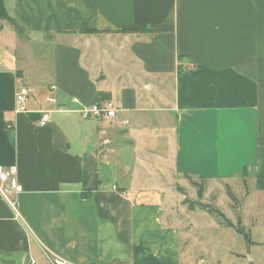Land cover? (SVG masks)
Segmentation results:
<instances>
[{
	"label": "crops",
	"instance_id": "0c3cea01",
	"mask_svg": "<svg viewBox=\"0 0 264 264\" xmlns=\"http://www.w3.org/2000/svg\"><path fill=\"white\" fill-rule=\"evenodd\" d=\"M3 5L13 51H37L0 48V166L22 188L0 195V264H198L197 201L232 182L264 201V0ZM102 102L114 118L80 114Z\"/></svg>",
	"mask_w": 264,
	"mask_h": 264
},
{
	"label": "rangeland",
	"instance_id": "374dc122",
	"mask_svg": "<svg viewBox=\"0 0 264 264\" xmlns=\"http://www.w3.org/2000/svg\"><path fill=\"white\" fill-rule=\"evenodd\" d=\"M4 2L7 7L8 0H4ZM7 9L9 10L8 7ZM2 26V29H0V48L10 49L12 53L13 49L10 42H13V36L11 35L13 30L4 22ZM20 49L21 52H29V54L37 51L36 46L23 45L22 48L20 46L19 50L16 48V52H13L22 56ZM24 61L26 64L28 62L27 58ZM32 74H35V70H32ZM231 185L233 187L231 191L235 194L234 200L228 197L227 192L229 191L222 187L212 191L213 197L209 194L205 199L203 198L204 204L218 209L231 220L230 222L236 228L241 209H245L244 200L242 199L243 194L248 193V199L251 196L249 201H257L258 199V201H262L259 202L255 209H251L252 206L247 207L248 212L252 213L251 216L255 218V221L251 223L247 218L246 221H241V226L246 233L252 230V240L261 241L263 245L261 247L247 245L243 237L238 235L235 229L226 227L225 223H220V218H216L217 214H211L206 211L200 213L197 210L196 216L190 217V222L195 228L194 231L186 232V249L188 257H196L198 264H250L252 257L256 261L258 259L264 261V236L260 234V231L264 230V201L256 196L254 192L245 190L242 185L239 186L234 182ZM253 223L255 226H251ZM256 232H259L260 237H254ZM199 258H202L203 261L199 262Z\"/></svg>",
	"mask_w": 264,
	"mask_h": 264
},
{
	"label": "built area",
	"instance_id": "2783aa9c",
	"mask_svg": "<svg viewBox=\"0 0 264 264\" xmlns=\"http://www.w3.org/2000/svg\"><path fill=\"white\" fill-rule=\"evenodd\" d=\"M30 95V90L23 86H18L15 92V102L18 105V109H23V105ZM50 102L54 103L55 99H50ZM72 102L76 103V99H72ZM80 114L83 118H94V119H112L115 117V111L109 102L94 103L85 109L80 110ZM49 111H41L39 126L43 127L49 120ZM10 127V126H9ZM22 188L19 185L16 178L15 168H4L0 166V195L4 198H10L21 193ZM13 206V203L10 202ZM34 264V262H30ZM52 264H67L62 259L53 260Z\"/></svg>",
	"mask_w": 264,
	"mask_h": 264
},
{
	"label": "trees",
	"instance_id": "16d2710c",
	"mask_svg": "<svg viewBox=\"0 0 264 264\" xmlns=\"http://www.w3.org/2000/svg\"><path fill=\"white\" fill-rule=\"evenodd\" d=\"M0 21H7L9 23H11V21H12L11 19L8 18L7 14H6V11H5V8H4V5H3V0H0ZM195 185L197 187V198L200 200L201 197H202V193H203V186H202V184L201 185L195 184ZM227 193H228V197L231 200H234V196L230 192H227ZM184 203L188 205L189 209L193 208V203L191 201H189L188 199H185ZM194 205H197V207L199 209H201L203 211H206L208 213L217 214L216 218L218 219V217H219L220 220L222 221V222L220 221V223H225V226L228 227V228H234V225L218 209L210 207L208 205L201 204V203H199V201H197L196 204H194ZM234 229L236 230L237 234H239V235H241L243 237V239H244V241H245V243L247 245L251 244L249 234L246 233L244 231L243 227L241 226L240 218L238 219L237 226Z\"/></svg>",
	"mask_w": 264,
	"mask_h": 264
}]
</instances>
